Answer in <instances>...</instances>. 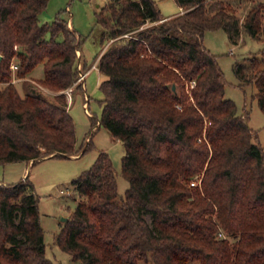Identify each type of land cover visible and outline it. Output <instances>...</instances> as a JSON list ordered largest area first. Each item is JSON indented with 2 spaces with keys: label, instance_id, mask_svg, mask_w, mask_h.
<instances>
[{
  "label": "trees",
  "instance_id": "trees-1",
  "mask_svg": "<svg viewBox=\"0 0 264 264\" xmlns=\"http://www.w3.org/2000/svg\"><path fill=\"white\" fill-rule=\"evenodd\" d=\"M176 1L186 9L169 17L156 0H109L97 12L103 40H113L98 58L106 78L94 126L123 141L129 186L121 196L106 150L72 180L84 199L55 239L75 264H264V147L249 111L239 114L226 97L203 40L217 28L232 42L243 31L261 37L264 0H251L242 20L240 0ZM48 3L0 0V163L78 151L66 95L51 99L39 84L60 91L76 83L81 35L60 12L41 22ZM14 56L23 93L12 81ZM41 62L44 77L34 80L29 73ZM234 71L257 87L264 111V49ZM197 175L201 184L192 185ZM0 264H55L29 175L0 182Z\"/></svg>",
  "mask_w": 264,
  "mask_h": 264
},
{
  "label": "rangeland",
  "instance_id": "rangeland-1",
  "mask_svg": "<svg viewBox=\"0 0 264 264\" xmlns=\"http://www.w3.org/2000/svg\"><path fill=\"white\" fill-rule=\"evenodd\" d=\"M162 14L173 16L182 9L176 0H156ZM236 5V11L242 20L251 0H240ZM109 0H49L47 8L41 13V22H51L57 13L69 19L68 25L73 27L77 35H81L80 49H78V62L83 65V72H88L81 89H77L76 83L70 87L56 91L45 85L39 84L41 90L49 98L54 99L57 93H64L69 103V111L76 124L77 148L76 153L70 156H48L39 161H13L0 163V179L5 182H17L29 175L34 182L36 192L39 195V207L41 223L45 232L46 255L55 264H75L71 255L56 243V235L62 226L70 218L77 204L84 199L72 184V180L89 169L96 161L101 150L108 151L113 166L117 173L118 188L121 196H125L129 181L122 174V158L125 153L123 141L114 137L108 128L99 122L103 111L102 98L104 93L101 82L106 78L99 67L98 58L101 52L113 39L103 40L104 27L97 20V12L108 4ZM186 9V8H185ZM184 9V11H185ZM72 26H71V24ZM48 33V37H49ZM237 42L229 39L227 32L222 28L207 29L204 33L205 46L216 55L218 63L226 79V97L235 101L239 114L249 111V123L257 130L258 138L264 147V111L260 108L254 94L257 87L254 84H241L235 74L234 65L237 61H243L250 55H261L264 49V34L254 37L247 32H242ZM86 62V64H85ZM96 62V64H95ZM85 65V66H84ZM93 65V67H92ZM91 67V69H90ZM34 80L44 77V62L37 64L29 73ZM24 78L13 72L12 81L23 93ZM195 81H191L193 86ZM4 84L0 83V87ZM88 102L90 113L85 109L84 102ZM97 127V128H96ZM96 128V129H95ZM95 129V130H94ZM89 146V147H87ZM85 147L87 149L84 151ZM197 184H201L202 175L194 177ZM151 221V215L145 214ZM63 218H67L64 220ZM227 237V235H224ZM232 240V238H230ZM139 264H153L141 260ZM193 264H200L199 261Z\"/></svg>",
  "mask_w": 264,
  "mask_h": 264
},
{
  "label": "built area",
  "instance_id": "built-area-1",
  "mask_svg": "<svg viewBox=\"0 0 264 264\" xmlns=\"http://www.w3.org/2000/svg\"><path fill=\"white\" fill-rule=\"evenodd\" d=\"M14 48L17 50L19 47L16 44L14 46ZM18 64H19V58L17 56H14L13 59H12V61H11V65H10V67H11V69H12L13 72H16L17 71ZM78 68H79V75H78V78H77L76 83L77 82H84V80L86 79V75H87V73L89 71L88 72H83V65H82L81 62L78 63ZM84 106H85L86 111L88 113H90L89 108H88L89 106H88V102L87 101L84 102ZM191 184L192 185H195L196 184V180H192L191 181Z\"/></svg>",
  "mask_w": 264,
  "mask_h": 264
},
{
  "label": "crops",
  "instance_id": "crops-1",
  "mask_svg": "<svg viewBox=\"0 0 264 264\" xmlns=\"http://www.w3.org/2000/svg\"><path fill=\"white\" fill-rule=\"evenodd\" d=\"M181 9H182V10H181L179 13H181V12L184 11V9H183L182 7H181ZM166 17H169V16H166ZM69 21H70V20H69ZM70 24H71V22H70ZM71 26H72V24H71ZM103 51H104V50H103ZM103 51H102V52H103ZM80 52H81V57H82V56H83V52H82L81 49H80ZM102 52H101V53H102ZM99 56H100V55H99ZM95 64H96V62H95ZM92 67H93V65H92ZM97 68H98V63H97ZM90 69H91V67H90ZM26 169H27V168L24 169V172H23V176H22V177H25V175H26V173H27V170H26ZM0 182H5V181H3V180L0 179Z\"/></svg>",
  "mask_w": 264,
  "mask_h": 264
},
{
  "label": "water",
  "instance_id": "water-1",
  "mask_svg": "<svg viewBox=\"0 0 264 264\" xmlns=\"http://www.w3.org/2000/svg\"><path fill=\"white\" fill-rule=\"evenodd\" d=\"M2 57H3V55L0 54V60L2 59ZM173 87H175V85ZM63 219L66 220L67 218H63Z\"/></svg>",
  "mask_w": 264,
  "mask_h": 264
}]
</instances>
